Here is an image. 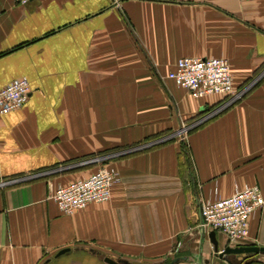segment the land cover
Segmentation results:
<instances>
[{"label":"crops","instance_id":"0c3cea01","mask_svg":"<svg viewBox=\"0 0 264 264\" xmlns=\"http://www.w3.org/2000/svg\"><path fill=\"white\" fill-rule=\"evenodd\" d=\"M181 58H222L236 89L252 84L264 0H0V88L30 89L0 115V184L20 180L0 188V264L239 262L215 257L198 212L244 186L264 200V76L218 110L223 97L168 81ZM100 165L116 174L110 201L56 209L49 189ZM248 228L245 247L264 248V205Z\"/></svg>","mask_w":264,"mask_h":264},{"label":"built area","instance_id":"2783aa9c","mask_svg":"<svg viewBox=\"0 0 264 264\" xmlns=\"http://www.w3.org/2000/svg\"><path fill=\"white\" fill-rule=\"evenodd\" d=\"M28 1L12 0L18 6ZM111 1L116 4V0ZM228 63L222 58H181L177 60L173 72L168 74L167 78L177 88L182 89L184 93L196 100L206 96L214 97V95L223 97L226 101L235 100L241 96H236L238 93L233 85V75ZM27 83L26 79H17L0 88V115L9 114L26 104L30 94ZM209 116L212 115L205 118ZM181 134L180 137L184 139V128ZM103 160L104 158H95L91 164H98ZM115 175L113 170L100 165L92 175L82 180H75L66 187L50 188L49 200L65 216L82 211L89 204L107 203L111 198L110 188L117 182ZM17 182L20 180L2 182L0 188L8 184L14 185ZM263 205L264 200L259 188L244 186V189L237 191L230 198L201 202L198 212L199 228L207 234L210 231L220 232L227 237L232 246L245 247L244 244L249 237L250 218Z\"/></svg>","mask_w":264,"mask_h":264},{"label":"water","instance_id":"95a60500","mask_svg":"<svg viewBox=\"0 0 264 264\" xmlns=\"http://www.w3.org/2000/svg\"><path fill=\"white\" fill-rule=\"evenodd\" d=\"M89 163L90 162H85V164H89ZM208 237H209L208 239L209 243L212 244L213 254L215 255V257L219 260H223L228 263H230L228 257L234 260V258L238 259L241 256H247L245 259L239 258L240 259L239 262L234 263V264H243L245 260L248 259V257L253 256L254 254L255 255L264 254V248L259 249V248H256L255 246H247V247L236 246L233 248L226 246L221 251H219L218 245L215 240L216 239L215 232L210 231L208 234ZM104 261L108 264H116L115 262L109 261L107 258H105Z\"/></svg>","mask_w":264,"mask_h":264},{"label":"rangeland","instance_id":"374dc122","mask_svg":"<svg viewBox=\"0 0 264 264\" xmlns=\"http://www.w3.org/2000/svg\"><path fill=\"white\" fill-rule=\"evenodd\" d=\"M260 74V75H259ZM261 76H264V71L262 70V71H260L257 75H255L254 76V81H253V83L252 84H250V83H247V84H245L244 86H241V88H239V89H236V93H238L236 96H238V95H240L241 97H238V98H234L235 100H228V101H224V102H222V104L220 105V110H225V109H227L228 108V106H230L231 104H233V103H238L239 101H240V99L245 95V93H247L248 91H250V90H252L253 88H254V86H255V84L256 83H258V81H259V78L261 77ZM254 82H256V83H254ZM235 96V97H236ZM88 167V166H87ZM241 256V255H240ZM247 256H241V257H239V258H242V259H245ZM258 258L259 257V255H253V256H250V257H248V259L247 260H245V262L243 263V264H248V262H249V264H252V262H250V261H253V260H250V258L251 259H253V258ZM242 263V262H241ZM256 264H264V261L262 262L261 261V263H256Z\"/></svg>","mask_w":264,"mask_h":264},{"label":"trees","instance_id":"16d2710c","mask_svg":"<svg viewBox=\"0 0 264 264\" xmlns=\"http://www.w3.org/2000/svg\"><path fill=\"white\" fill-rule=\"evenodd\" d=\"M87 166H89V165H87ZM87 166L82 167V169H84V168L87 167ZM82 169H81V170H82ZM79 170H80V169H79Z\"/></svg>","mask_w":264,"mask_h":264},{"label":"flooded vegetation","instance_id":"af4514ba","mask_svg":"<svg viewBox=\"0 0 264 264\" xmlns=\"http://www.w3.org/2000/svg\"><path fill=\"white\" fill-rule=\"evenodd\" d=\"M229 258V257H228ZM229 259H231V258H229Z\"/></svg>","mask_w":264,"mask_h":264}]
</instances>
